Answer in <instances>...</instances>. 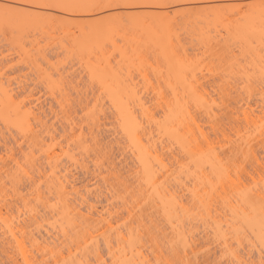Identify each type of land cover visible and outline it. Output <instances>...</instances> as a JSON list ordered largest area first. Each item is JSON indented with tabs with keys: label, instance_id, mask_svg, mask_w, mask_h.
I'll return each mask as SVG.
<instances>
[{
	"label": "rangeland",
	"instance_id": "1",
	"mask_svg": "<svg viewBox=\"0 0 264 264\" xmlns=\"http://www.w3.org/2000/svg\"><path fill=\"white\" fill-rule=\"evenodd\" d=\"M48 3L111 8L39 6ZM92 68L122 80L141 140L165 167L161 181L180 195L192 250L177 254L187 264H264V242L239 220L249 207L237 202L250 192L251 210L264 207V0H0V85L8 90H0V214L21 226L30 263L53 264L58 254L40 251L32 237L48 239L53 252L80 253L89 223L101 260L86 251L88 264L112 263L104 238L116 249L117 231L139 239L147 264L186 263L171 250V228L142 200L134 146L101 87L103 73ZM21 115L34 127L27 136L12 121ZM197 149L219 156V173L194 167ZM52 180L84 214L64 239L45 234L61 219ZM2 226L0 264H25Z\"/></svg>",
	"mask_w": 264,
	"mask_h": 264
},
{
	"label": "bare ground",
	"instance_id": "2",
	"mask_svg": "<svg viewBox=\"0 0 264 264\" xmlns=\"http://www.w3.org/2000/svg\"><path fill=\"white\" fill-rule=\"evenodd\" d=\"M94 69L95 70H93V68H92V71H91L92 73H96L97 75L99 73H101V72L103 73L102 74V79L100 80L101 81V87L103 89H105L106 91H108L109 96L111 97L112 103L115 106V109L117 110V113L119 115L118 117H119V119L121 118V121H122V124H123V127H124V131L126 132V135H127L128 139L130 140V143H132L133 146H134V150H133L134 152L133 153H134L136 161L138 163V165H137L138 168L137 169H138V172H139V176H138L139 177V182L142 185V188L144 187V189H142L143 193L141 192V195L143 196L142 200H144V201L147 200L149 203H151L150 205L148 203L150 208H154L155 209L154 211L159 212L160 216L164 219L166 224L171 228V231H172L171 233H172V237L174 238V240L172 241L170 239L169 240V245L171 247V250L174 251V254L176 253V255L180 257L181 253L183 252L184 256L188 257L189 256L188 253H190L188 250L189 249L192 250V248L188 245L187 239H186V236H185V231L181 228L182 225L180 224V219H179V215H178L179 214L178 212L182 208L181 199L179 197L180 195L178 193L175 194L176 191L175 192L172 191V189H170V186H167L165 184L167 180H164L165 183H164V181H161V180H163V178H165L164 176H166V175H163V172H162V170L164 171V169H162V168H165V167H164V165L163 166L161 165L162 162L161 163L158 162V160H160V158L157 157L158 154H157L156 147L154 145H151V144L147 145V143H145V145H144V142H142L143 140H141V138H143L142 137L143 134H141V133H143V132L140 133L141 135L138 132L139 131L138 129H141V127L139 126L140 125L139 122L138 121H137L138 123L136 122L137 119L135 118V114H134V112L132 110V107L130 106V103H129V101H131V100L133 101V99L131 97L130 98L128 97L129 94L127 92H124V90L122 88V86H123L122 82H121L122 80H118V77L115 76V75L111 76L112 74H111V72L109 70H106L107 68L104 69V70L101 69V71L97 70L96 68H94ZM97 71H99V72H97ZM2 86L0 85V90L2 92L5 91V95H6V92L8 90L5 89L6 87H4V86L2 88ZM124 94H126V95L124 96ZM10 96H11V94H10ZM134 97L139 99L136 95H134ZM10 101H11V103H13V100H10ZM23 115L26 116L25 113H23ZM23 115H21L19 117L16 116L19 119L17 121H14L16 119H14L12 121L16 125L18 124L19 126L17 125L16 128H18L19 130H21L23 132H26V136H27V131H25V130H29V132H30V128H31V130H33L34 127L33 128H32V126L30 127L29 125H31V124H29L27 126L26 123L29 120H27L26 119L27 117H24ZM178 117H180V116H178ZM182 117H184V116H181V118ZM1 118H2V120L6 121V120H8L10 118V116H1ZM181 118H179V119H181ZM185 118H186V116H185ZM185 118L184 119L182 118V119L185 120ZM25 121H26V123H25ZM20 127H22V128L20 129ZM30 134H31V132H30ZM176 135H177V132L174 134V137L177 138L178 135L177 136ZM181 135L182 134H180V136H179L180 140H181V137H182ZM24 136H25V134H24ZM183 136H185L184 133H183ZM184 141H185V138H184ZM149 145H151L152 148H150ZM188 151H191V150L189 149ZM194 151L196 153L195 156H197V157L196 158L193 157V159L194 158L195 159L194 160L192 159V160L194 162V167L197 170H201V172H202V169L205 166H208L210 169L212 168L211 170L216 169L214 171L219 173L220 167L218 165H220V163H218L219 162V156L217 154L213 153L212 155H209V154L205 155V153H204V155L202 156L199 153L201 152V154H203V152L202 151H198V149H197V152H198L199 155L197 154L196 150H193L190 153H192V155H193ZM54 154L55 153L49 154L48 158H53L55 156ZM207 155H209V156H207ZM155 164L160 166V167L156 166ZM52 171H53V167H52ZM167 171H168V169L166 168L165 172H167ZM203 173H204V170H203ZM166 174H168V176L170 175L169 173H166ZM162 176H163V178H162ZM54 183H56V182H54ZM56 185L58 186L57 189H58L59 192L56 191V187H54V189H55V192L58 193V195H59L58 197H61V198H59V200H61V205L60 206L58 205L59 207H56V208L53 209V210L57 209L60 212H58V211H53V212H56L55 213L56 214L55 217H58V215H59V216H61V219H59L60 217L57 218L60 221L55 219V224L56 225H54V224L51 225L52 223H50V226H49L50 230H48V228L45 230V234L47 235V236L46 235L45 236L47 238H50L53 234H56V235L59 234L62 237L63 236L69 237V234H67V233H69V231H73V229H76L77 226L78 227L80 226L78 222L76 223L77 218L80 217V216L81 217L84 216V214L81 212L80 208H76L75 205L73 206L71 204V202L68 200V198L65 197L66 196L65 195L66 191L62 189V188H64L62 186V183L58 181V183H56ZM173 190H174V188H173ZM249 193L247 192V195H245L246 193L244 195L240 194L239 199H237V202L238 201L241 202V204H240V202L238 203L239 205H241V207H242V204H244V206H246V208H247V206L249 207V208L246 209L247 211H245V209H244V211L241 210L242 212H241V215L239 217V220L242 221L246 225V228L251 231V233L255 236V238L258 241L264 242V216L262 215V213L264 212L263 211L264 207H262L263 208L262 209L263 212L262 211L260 212V210H261L260 207L257 208V209L255 208L256 212L259 211L258 213H255V210L252 211L251 210V205L253 207V205L255 203L254 199H255L256 196L253 195V194H252L253 196L249 195ZM37 198L40 200L42 197L41 198L37 197ZM251 201L254 202V203H252ZM48 206L50 207V205H48ZM244 206L242 208H245ZM33 208H35V207H33ZM60 208H62V210H60ZM27 210L28 209H26V211ZM32 210L33 209L31 208L30 211H32ZM248 211H250V212H248ZM27 212H29V211H27ZM36 212H37V209H36ZM128 212H130V211L128 210ZM31 213H33V211L29 212V215H31V217L34 218L36 216V213L35 212L33 214H31ZM38 213H39V211H38ZM91 215L88 218L91 219L92 218ZM86 216H88V215H85V217ZM0 218H1V214H0ZM88 218L86 217L85 220L88 219ZM3 219H6V218L2 217L0 219L1 225L3 224V226L5 225V227H6V228L4 227L5 231L4 232L2 231L3 234H5V238L4 239H6L8 241V238L10 237L11 240L15 241L16 242V247H17V249L19 251L18 254L21 255V258H22L23 262L25 264H31L30 263L31 259L29 260L28 254L26 253V250H25V248L23 246V242L21 244L20 239L18 240L17 236H16L17 235L16 234L17 231L21 232L20 229H19L21 226L16 225L15 226L16 228H17V226H19V228H18L19 230L16 229V228L14 229L13 228L14 223L12 224L11 220H10V222L13 225L12 227H11L9 221L6 222V220H3ZM102 219H104V218H102ZM85 220H83V221H85ZM88 220H86V221H88ZM3 221H5V223ZM18 222H19V220L17 219V224L20 223V222L19 223ZM52 222H54V221H52ZM56 222L57 223L59 222V223L57 224ZM38 224H40V223L38 222ZM89 225H90V223H89ZM89 225H86V227L87 226L90 227ZM37 226L39 227V225H37ZM47 226H48V224H47ZM96 226L97 225H95L94 227H96ZM108 226L110 228L113 227V226H111V224L109 222H108ZM215 226L216 227H214V232L213 233H217V232L221 233L220 230L218 229L221 226H219L218 223H216ZM35 227H36V225H35ZM38 227H37V229L39 230ZM88 227L82 229L83 230L82 232H83L84 235L80 234L81 236H84L83 239H81L82 240V242H81L82 245H78L77 244L78 246H76V247L84 246V248L82 247L84 249V252H82L83 251V249H82V251H80L81 254L78 251H76L78 248H75V250H72V248L70 249L69 246H68V250H64V251H68L65 254H63V251H59V250H54V252H53L52 247L49 246L51 243L48 242V239L42 238L44 240H42L40 242H38L37 237L36 238L32 237L31 239H32L33 243H35V245H37L36 247L40 251H44V249H45V252L47 250L48 253H51L50 254L51 257L54 256L56 251H58V252H56L58 254H55L54 259H52L53 264H88L89 258H86V257H88L86 253L87 252H88V254L92 253L91 250H93V251L95 250L94 252L96 253L97 249H95V247L96 246L98 247V245H96V244H98V243H96V241L98 239L95 241V239H96L95 237H97L98 234L97 235L95 234L96 236L94 235V233L97 231L98 228L96 227L97 229L95 231V228L92 227V225H91V227L94 228L93 231H92V229H90L91 227L90 228H88ZM211 227L213 228V226H211ZM40 228H42V227L40 226ZM51 228H52V230H51ZM15 230H17V231H15ZM84 231H86V232L84 233ZM23 232H24V228H23ZM98 233H100V232H98ZM116 234H117V238H116L117 246H116V249H114V250H111L112 249L111 240L109 241L106 238H104V241L107 244V247H108L109 251L111 252V258H112V263L111 264H147V262H149L148 259L146 258V255L143 254L142 249H140L141 248L140 246L142 245V243L139 244V239L138 238L132 237L130 234L128 235L129 237L125 236L120 231H117ZM40 235H38V237ZM41 236H43V235H41ZM225 237H226L225 234L221 233V238H224V240L222 239V241H223L222 244L226 242L227 238L225 239ZM63 239H64V237H63ZM6 242H4V243H6ZM7 243L9 244V242H7ZM226 243L223 244V245H225L224 247L228 249V246H227L228 244L226 245ZM90 245H91V248L88 249V247H90ZM92 247H94V248H92ZM230 249H228V250L230 251ZM179 250L182 251V252H180V255H178L179 254L178 253ZM82 253H83V255L85 253L86 257H84L85 255L83 256ZM98 253L99 252L97 251V253L94 254V255H98ZM183 253L181 255L182 262L184 261V263H185V261H186L185 264H187V260L184 257H182ZM99 255L97 257L94 256L95 259L98 258V257L101 258V256H99ZM235 256H237V258ZM233 257L236 258L238 261H239V259H241V258H239V256L237 254H234ZM183 258L185 260H183ZM99 260H101V259H99ZM188 262H189V260H188ZM242 262H243V260H242ZM168 263L170 264L169 261H168ZM148 264H150V263H148Z\"/></svg>",
	"mask_w": 264,
	"mask_h": 264
},
{
	"label": "snow or ice",
	"instance_id": "3",
	"mask_svg": "<svg viewBox=\"0 0 264 264\" xmlns=\"http://www.w3.org/2000/svg\"><path fill=\"white\" fill-rule=\"evenodd\" d=\"M40 7L44 9H63L64 11H68L75 7H88L92 9L97 8H111V5H101L98 3H88V4H77V3H48V4H42L39 5Z\"/></svg>",
	"mask_w": 264,
	"mask_h": 264
}]
</instances>
